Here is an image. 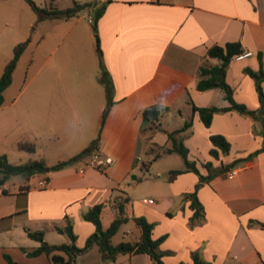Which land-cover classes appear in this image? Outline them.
I'll return each mask as SVG.
<instances>
[{"label":"crops","instance_id":"0c3cea01","mask_svg":"<svg viewBox=\"0 0 264 264\" xmlns=\"http://www.w3.org/2000/svg\"><path fill=\"white\" fill-rule=\"evenodd\" d=\"M76 1L92 3V0ZM94 1L88 11H102L97 24L99 44L96 45L92 40L96 34L94 30L77 28L78 24L74 23V32L78 31L83 37L87 58L98 56L99 68L92 64L91 70L74 76V80L81 85L70 88H43L36 85L30 92L27 91L29 85H26L17 96L9 100L6 97L8 86L0 105V155L6 154L9 159L7 150L1 148L2 138L8 139L18 134L13 138V145L17 148L21 141H35L31 138L42 128L28 122L33 105L36 114H39L37 120H41L42 112L49 116L44 125L47 131L53 132L55 124L52 120L57 112L60 114L61 95L65 103H74L75 95H85L87 102L91 99L90 95L95 94L96 102L93 104L85 139L91 143L101 133L96 152L111 156L114 163L100 169L86 168L88 158L60 170H46L37 186H32L31 182L20 184L19 192L8 186V179L0 187V245L10 247L2 242V235L10 236L18 225H22L28 237L27 229L44 230L45 240L49 243H69L68 235L58 232L55 226H65L70 216L74 219L71 222L77 236L76 243L83 247L95 230L94 225L84 218V213L102 203V222L107 228L118 216L115 198L123 195L130 198L125 206L129 218L142 215L154 223L155 239L166 235L160 247L170 252L163 257L167 264H191L195 253L218 264H264V151L230 167L235 160L246 157L263 145L262 137L253 131L259 121L237 111H219L214 114L211 126L207 127L199 113L193 112L192 104L218 107L229 105L223 90L213 88L200 91L197 82L202 65L219 63L218 59L208 55L211 46L239 41L244 51H252L253 54L242 59L235 58L227 68V79L238 102L251 110L260 107L255 82L245 73L244 68H260L259 52L264 61V0ZM79 13L69 18L53 19L71 20L79 16ZM89 20H93L91 15ZM99 49L114 84V103L104 124L102 121L108 99L105 85L99 80ZM4 68L0 61V77ZM51 74L52 79L60 77L57 65H53ZM104 93L106 97L103 99ZM20 100L19 107L14 108ZM181 101L188 104V115L181 111L178 105ZM152 105L168 109L161 118V129L145 130L147 123L143 112ZM173 109L180 113L184 121L175 130L191 122L189 127L175 135L176 138L187 146L189 158L198 168L199 164L205 166L209 161L213 162L206 174L212 177L201 182L198 174L193 171L176 174L169 168L170 177L162 178L158 171L156 176L147 180V186L141 188L154 190L157 192L156 198L135 199L122 185L130 177L141 184L146 182V172L151 170L157 160L169 155L163 154L154 159L155 152H151L150 148H157L156 144L166 147L173 145L168 132L175 130L163 127L165 116ZM74 117L77 118L76 115ZM73 122L76 130V126L81 123L76 119ZM212 134L224 135L231 142V149L234 143H246V150H242L241 155L235 158L229 152L228 155H221L220 159H214L210 154L213 147L210 140ZM143 152L150 157L148 160L142 158ZM47 164L52 165L49 162ZM81 168H85L84 172H80ZM234 169L239 172L232 175L230 172ZM42 180L47 181L46 185H40ZM198 184V198L206 215L205 219L192 222L194 211L186 194L195 190ZM105 217H108L107 222ZM30 223H38V226ZM136 235L134 241L140 240V226ZM29 238L31 241L22 247V252L30 259V264H52L46 254L28 256L27 252L40 244ZM77 264L155 262L146 253H127L119 254L114 262L106 263L99 248L94 246L78 256Z\"/></svg>","mask_w":264,"mask_h":264},{"label":"rangeland","instance_id":"374dc122","mask_svg":"<svg viewBox=\"0 0 264 264\" xmlns=\"http://www.w3.org/2000/svg\"><path fill=\"white\" fill-rule=\"evenodd\" d=\"M35 1L39 6H45L46 0ZM73 2L74 0H57L56 5L60 9H65L73 6ZM94 2V0H92V3L89 2L90 6L94 4ZM88 7H85L80 11L79 16L71 20L49 19L42 22L38 21V14L25 0H0V61L2 62V66H6L13 58L15 47L19 43H26L13 73L12 84L6 94L8 100L17 96L20 90L26 85H29L27 90L29 92L34 89L36 85L42 86L43 88L51 86L70 88L74 85H81L80 82L74 80V76L76 77L81 75L84 71L91 70L92 64L95 68H99L98 56H95L94 59H88L83 49V37L78 31L74 32V23L78 24L77 28L84 29L87 27L90 31L94 30V21H90L89 16L91 15L94 19L96 12L92 13L88 11ZM95 33V37H93L92 40L98 45L100 37L97 32ZM65 35L68 37H65ZM62 40L64 42H59ZM58 43L60 44L59 47H57ZM53 65H57L59 70L60 77L57 80L55 78L52 79L51 71ZM259 69L253 70L256 71ZM90 96L91 99L86 102L85 95H75L73 97L74 103L70 101L65 103V100L63 101L64 96L61 95L60 114L57 112L52 120L55 124V130L53 132L45 129L44 124H47L49 116L46 115L45 112H42L41 120H37L36 116L39 117V114H36L35 106L33 105L28 116V122L33 124L36 123L37 126L42 128L37 135L31 138L37 142L38 150L34 154L20 151L13 145V138L18 134H13L9 136L8 139L2 138L3 142L1 148L7 150L10 162L18 164L27 162L30 159L43 158L47 162L54 164L59 160H67L73 157L87 147L90 141L85 139V134L90 125L89 118L92 114L93 104L96 102V95L93 94ZM104 97H106L105 93L104 95L102 94L103 99ZM183 101L178 105L183 114L188 115V104ZM20 103L21 100L16 102L14 108H18ZM74 115H76L77 118H75ZM75 119L81 123L79 126H76V130H74L73 122ZM85 119H87L86 122H84ZM258 121L253 131L262 137L264 143V126L260 120ZM183 122L180 113L173 109L165 116L163 127L175 130L179 128ZM245 144L234 143L233 149L230 151L231 157L235 158L236 156H240L243 152L242 150H246L244 147ZM202 151L203 154H205V149L202 148ZM142 154L144 160L150 158L146 153L143 152ZM199 165L198 169H200V174L206 176L210 168L207 167L206 164L205 166ZM184 166L185 161L182 155L179 153L169 154L157 160L151 170L146 172L144 180L146 182L141 184L130 177L122 186L128 190L135 199L136 197H145L146 199L151 197L155 199L157 192L154 190H141L142 187H146V184L149 183L147 180H150L152 176H156L158 171L161 172L162 178L166 176L170 177V169L176 170L184 168ZM45 172L46 171H37L30 176L29 179L24 174L11 175L9 177L8 186L17 190V192H19L20 186H22L20 184L31 182L33 184L32 186H37L38 180L43 177ZM193 191L194 190L190 192ZM141 216L142 215H139V217ZM70 220L74 219L70 217ZM107 220L108 217H105V222H107ZM30 224H32V226H38V223ZM138 227L135 218L130 217L127 222L122 224L118 233L113 237V243L118 244L121 241L136 240ZM2 238L1 240H4L2 242L10 247H3V245H0V264H9L4 254L10 255L19 264H30V259L23 255L22 247L25 246L26 243H29L31 239L27 236L22 225L16 226L10 236L7 235L4 237L2 235Z\"/></svg>","mask_w":264,"mask_h":264},{"label":"trees","instance_id":"16d2710c","mask_svg":"<svg viewBox=\"0 0 264 264\" xmlns=\"http://www.w3.org/2000/svg\"><path fill=\"white\" fill-rule=\"evenodd\" d=\"M31 8L38 14V21H43L46 19L53 18H69L77 15L85 7L90 6L89 3H79L74 0L73 6L60 9L56 5L57 0H46L45 6H39L35 0H25ZM102 14V11H97L95 18L93 19V28L95 32H98V20ZM26 43H19L14 50L13 58L5 66L2 76L0 77V105L4 101V91L12 83L13 73L17 67V63L23 53ZM244 52L241 42H228L225 45H213L208 50V55L210 58H215L219 60L218 64L215 65H202L199 71V80L197 82V89L200 91H206L213 88H220L225 94V98L229 102L227 107L213 106H197L193 104V112L199 113V116L205 126L209 127L212 124L214 114L219 111H237L241 114L250 115L255 119L262 122L264 126V61L262 59V53H258V58L260 61V69L254 71L251 67L246 66L244 68L245 73L250 75L256 85L259 100L261 106L256 110L249 109L245 104L238 102L235 99V93L233 87L230 85L227 79V68L230 63ZM99 56L101 62V72L99 75V80L105 85L107 93V107L104 112V118L102 124H104L105 117L113 105V90L114 84L111 76L104 66L102 59V52L99 49ZM168 107H163L160 105H152L146 108L143 112V118L147 123L145 130L147 129H161V118L166 113ZM191 122H186L182 129L168 132L170 139L173 141L171 147L160 146L156 144L157 148L154 146L150 148L151 152H155L154 159H157L163 154L179 153L182 155L185 161V169L173 170L172 173H183L187 171H193L199 175L200 181L204 182L209 180L212 175L204 176L200 174L196 163L189 158V149L184 144L182 140L176 138V134L185 128L189 127ZM213 147L210 149V154L214 159H220L221 155L229 154L231 150V143L222 134H212L210 136ZM101 141V133L94 139L90 145L80 151L78 154L67 160H59L56 163L48 166L44 159H30L24 163L14 164L11 163L6 154L0 155V187L6 183L11 175L24 174L29 179L37 171H55L72 165L76 162L88 159L96 150L98 149L99 142ZM18 148L22 151L28 153H36L38 144L36 141H21L18 143ZM264 151V143L261 148L257 149L253 153H250L244 158H239L235 160L230 167L234 166L236 163L252 158L253 156ZM153 159V160H154ZM213 165L212 161L206 163V166L211 168ZM198 184L195 190L191 193L186 194V198L191 201L190 207L193 209L194 213L191 216V221H200L205 219V209L203 204L198 198ZM130 198L128 196L120 195L115 198V206L118 209V216L111 222L110 226L105 228L102 222V210L103 204L99 203L92 206L84 213V218L91 222L95 230L88 237L85 245L80 247L77 245V236L73 229V224L69 217H67V224L65 226H55V229L68 235L70 242L62 244H51L45 240L44 230L32 231L27 229L29 237L40 242L39 246L28 251L27 254L30 257L38 256L40 254H46L50 259L52 264H77V258L79 255L84 254L91 250L94 246L99 248L102 254V259L106 263L114 262L119 254H139L146 253L150 255L155 264H167L163 257L169 254V251H164L161 249V243L165 240L166 235L161 236L157 239L153 238V228L154 223L149 222L145 217H135L137 224L142 230L141 239L138 241H121L118 244L113 243V237L118 233L120 227L123 223L129 220V217L125 213V206L129 202ZM264 225V224H263ZM9 264H19L10 255L4 254ZM187 264V263H180ZM191 264H218L205 260L200 254L195 253L193 255V262Z\"/></svg>","mask_w":264,"mask_h":264},{"label":"built area","instance_id":"2783aa9c","mask_svg":"<svg viewBox=\"0 0 264 264\" xmlns=\"http://www.w3.org/2000/svg\"><path fill=\"white\" fill-rule=\"evenodd\" d=\"M253 53L252 51H244L243 53H241L240 55L236 56L237 59H242L248 56H251ZM114 163V159L111 156H107V155H102L101 153L98 152H94L90 157H89V161L87 163V167H93V168H105L108 167L110 165H112ZM85 168H81L80 172H84ZM239 172L238 169H234L232 170L230 173L232 175L237 174ZM47 181L46 180H42L40 181V185L44 186L46 185ZM149 201H152L151 199Z\"/></svg>","mask_w":264,"mask_h":264}]
</instances>
